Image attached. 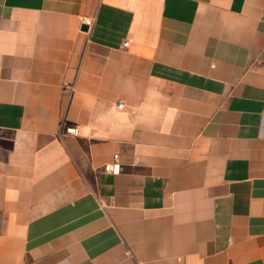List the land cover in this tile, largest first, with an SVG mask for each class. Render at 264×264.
Here are the masks:
<instances>
[{
  "label": "crops",
  "instance_id": "crops-1",
  "mask_svg": "<svg viewBox=\"0 0 264 264\" xmlns=\"http://www.w3.org/2000/svg\"><path fill=\"white\" fill-rule=\"evenodd\" d=\"M0 264H264V0H0Z\"/></svg>",
  "mask_w": 264,
  "mask_h": 264
},
{
  "label": "built area",
  "instance_id": "built-area-1",
  "mask_svg": "<svg viewBox=\"0 0 264 264\" xmlns=\"http://www.w3.org/2000/svg\"><path fill=\"white\" fill-rule=\"evenodd\" d=\"M127 44H128V42L125 41V42H124V45H127ZM118 106L121 107L122 104L119 103ZM67 132H71V133H73V132H75V129H74V128H67ZM114 158H117V155H114ZM104 169H105V170H110V171H112V172H118V171H119V166H117V165L106 164V165L104 166Z\"/></svg>",
  "mask_w": 264,
  "mask_h": 264
},
{
  "label": "water",
  "instance_id": "water-1",
  "mask_svg": "<svg viewBox=\"0 0 264 264\" xmlns=\"http://www.w3.org/2000/svg\"><path fill=\"white\" fill-rule=\"evenodd\" d=\"M81 29H82V30H86V29H87V25L82 24V25H81Z\"/></svg>",
  "mask_w": 264,
  "mask_h": 264
}]
</instances>
